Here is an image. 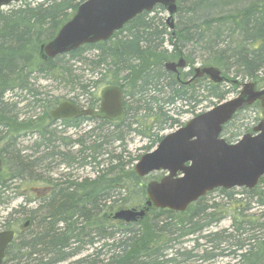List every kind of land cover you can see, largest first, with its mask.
I'll return each instance as SVG.
<instances>
[{
  "label": "trees",
  "instance_id": "16d2710c",
  "mask_svg": "<svg viewBox=\"0 0 264 264\" xmlns=\"http://www.w3.org/2000/svg\"><path fill=\"white\" fill-rule=\"evenodd\" d=\"M84 1H23L0 12V141L7 140L0 147L4 163V169L0 173V205L11 201L6 198L5 193L11 191L15 183L47 181L37 171L38 164L43 167L45 162L41 160L42 155L36 157L15 148V138L20 136L21 131H29L30 126H26V118L20 119V114L16 113V104L10 106L5 102L7 93L15 90L29 94L32 103L42 101L36 98L38 93H32L34 79H37L35 75L47 74L54 78L57 77L55 75L61 76L73 87H80L83 92L97 84H101L103 88L121 87L124 93L123 119L119 122L99 121L117 128L130 114L132 105H135V112L147 118L145 121L149 134L142 135L150 138V144L145 147L150 152L163 138L160 131L165 125L162 124L172 120L167 113L170 110L166 108L188 101L191 104L194 102L193 106L197 105L202 101L197 98L203 97L197 91L207 92L205 97L216 99L217 103L224 101L229 93L222 84H214L206 77L186 84L194 76L192 67L196 62L201 67H218L225 81L233 83L236 79H249L257 85L256 80L264 71V0H178L175 28L172 30L167 31L162 18L157 14L151 15L155 8L163 10L162 6H156L151 12H143L133 18L108 41L84 45L68 54L43 59L40 55L41 45L56 37L61 27L73 17ZM165 45H169L170 49ZM181 56L185 58L187 67L192 69L185 74L180 72L179 81L175 74L165 71L164 64L177 61ZM70 61L89 63L90 77L95 76L96 80L74 76L73 65L67 66ZM203 80H207V87L205 85L196 90L198 83ZM99 101V98H95L87 106L94 108ZM59 103L50 105L49 111ZM63 122L76 124L79 119ZM4 129V135L1 136ZM36 129L49 144L51 140L47 137L49 133L45 123ZM96 147L100 148L101 144ZM44 156L47 157L46 154ZM109 159L107 167L100 170L94 179L65 181L52 199L47 202L41 199L36 210H26L25 218H13L7 222L4 228L13 230L18 228L20 222L35 217V229L33 227V230L29 229L15 238L6 250L7 259L17 264H29L22 260L23 257L32 256V252L26 248L28 244L43 247L39 253L33 252L38 257L34 259L37 264L47 258L46 251L52 248L54 257L58 256L55 260L64 258V251L70 240L82 244L85 230L92 228L95 220L97 240L110 239L119 233L125 238L110 246L106 244L113 251L110 257L100 260V256L96 254L95 260H86L89 264H176L179 255L205 260L207 257L194 253L196 248L175 250L174 257L168 258V252L172 250L171 242L202 229L200 220L203 218L194 221V217L199 215L195 214L190 220L183 221L177 220L178 216L172 212L158 211L167 215V218L162 219L159 216L161 214L152 208L148 215L154 214V217L147 215L140 222L143 229L132 223L112 221L110 225L105 209L93 212L95 206L91 204V200L101 195L104 199L108 198V190H114L116 186L127 187L130 193L140 196L139 200L129 204L131 208L140 209L146 200L147 182L143 183V178L137 176L134 167L127 170L126 164L121 163L118 158ZM260 184L264 187V177L261 178L258 189ZM256 190L248 193L257 195L259 204L264 205V199ZM63 191L66 192V198L73 199L61 204L58 198ZM143 197L144 201L141 202ZM217 235L219 236L209 234L205 238L212 244L216 241L213 237H218ZM87 236L92 238L90 233ZM230 237L232 236H226L224 241ZM250 240L251 236L244 242H238L232 255L241 257L247 264H264V242L253 250L247 243ZM215 245H211L212 249L217 248V244ZM247 249L248 254H244L242 250ZM79 251L80 248L72 252L75 254Z\"/></svg>",
  "mask_w": 264,
  "mask_h": 264
},
{
  "label": "rangeland",
  "instance_id": "374dc122",
  "mask_svg": "<svg viewBox=\"0 0 264 264\" xmlns=\"http://www.w3.org/2000/svg\"><path fill=\"white\" fill-rule=\"evenodd\" d=\"M23 1L35 2L42 0H22V2ZM13 5H15V3L10 4V6L6 7L4 10L11 8ZM155 14L162 18L164 27L169 31L170 29L166 24L168 12L164 8L163 10L155 8L154 11L151 12V15ZM165 47L170 49L169 45H165ZM68 65H73L72 69L74 76H80L82 79L91 78L96 80L95 76L90 77L91 65L89 63L84 64L70 61L67 66ZM198 66L201 65L196 62L192 68ZM192 68L187 67L182 71L183 74L189 72ZM35 76L37 79H34L35 83L32 85V93H38L36 98H40L42 101L32 103V97L29 94L25 92L20 93L19 90H15L7 93L5 102L10 106L16 104V113L20 114V119L26 118V126H30V128H28L29 131H21L19 133L20 136L15 138L17 148L31 154L33 153L32 149L34 151L36 150V145L43 144L45 141H43L38 134L36 128L44 123L47 133L51 135L54 134L53 137L58 138L57 142L58 146H60L58 150L62 152L61 156H66L65 158L71 166H68V162L64 164L58 163L53 159L46 160L42 170H40V174L45 180L49 179L53 182L57 180L59 183L65 181L81 182L84 179L92 180L98 175L100 170L107 167L109 158H118L121 163L126 164L125 169L128 170L134 167L137 159L139 160L148 152L145 147L150 144V138L142 135L149 134L145 121L147 118H143L141 113L135 112V105H132L130 114L126 116L123 123L117 128L102 124L100 121L92 118L85 120L79 119V122L76 124L72 122L64 123L63 121L52 123L48 117H45L49 112L48 108L50 105L69 100L79 107L86 108L90 101L95 98L100 99V92L103 87L101 84H97L83 92L80 87H73L70 83L63 80L61 76L55 75L57 76L55 78L47 74ZM258 78L259 79L256 80L257 85L256 83L255 85L258 89H261L264 87V71ZM206 79L209 80L208 78ZM207 80L200 81L196 90L203 88V86L207 84ZM236 81L233 83L232 81H225L224 79L223 82L219 83V85L222 84L221 86L229 92L225 96L224 101L237 97L244 83L249 81L254 82L249 79H236ZM197 92L203 96L201 97L198 95L200 97L197 99H201L202 101L197 105L195 104L193 106L192 104H194V102L191 104L188 101L187 103L178 102L175 107L170 106L166 108L170 110L167 113L172 120H168L162 124V126H165L160 131V136L164 137L176 131L197 114L203 113L218 104L216 99H208L205 97L207 92ZM23 98L24 101H21ZM239 111V113L237 112L238 114L236 113L237 115L235 114L236 116L234 115V119L225 125L221 134L222 137L229 142L237 141L244 133H253L254 127L264 118V111L259 102H255ZM145 115L147 117V114ZM4 132L5 129L2 131L1 136L4 135ZM53 137L51 136L50 140ZM6 142L7 140L0 141L1 146ZM99 144H101V147L97 148L96 146ZM155 148L156 146L153 149ZM129 162L130 164H128ZM165 174L166 172L164 171L153 172L143 178V183L160 180ZM31 183L32 182L27 184L21 182L15 183L12 185L11 191L5 193L6 198L11 199V201L0 205L1 227L7 222H10L13 218H25L27 216L25 214L26 210H36L39 204H41V200H33L34 195L30 194V188L32 186L42 188L46 185L45 181L34 182V184ZM258 186L259 184L257 187ZM257 187L254 189H257L256 192H259L262 199H264L263 184H260L259 189ZM248 191L250 190L246 188H233L230 190L216 189L197 202L192 203L185 212H173V214L178 216L177 220L183 221L190 220L195 214L199 215L198 217H194V221L198 218H203L200 220V224L203 225V227L193 235L186 234V236L179 237L171 242L172 250L168 252V258L174 257L175 250L187 251L196 248L194 253L199 256L203 255L207 257L205 260H201L198 257L185 258L179 255L176 264H247L246 260H241V257L232 255L231 252L237 249L236 244H238V242H244L251 236L252 240L247 243H249L251 249L254 250L255 247L264 242V226L262 227V223H264V205L259 204V197L257 195H252L248 193ZM108 193V198H106L108 200L104 203L102 202L103 209H105L104 212L107 215L114 214L120 208H131L129 204L139 200L140 197L135 196L132 192L130 193L129 189L123 186H116L114 190L109 189ZM28 199L31 200L27 201ZM143 201L144 197L141 202ZM158 214L160 213L158 212ZM148 216L154 217V214H149ZM159 216H161L162 219L167 218L166 214H161ZM113 222L116 223L119 221ZM140 222L136 223V225L138 224V228H143ZM33 229H35V225ZM209 234H219V236L217 235L218 237H213L216 241L212 242V244L205 238V236ZM228 235L232 237L224 241V238ZM123 238L125 237L119 233L114 236V241L117 242ZM111 241L112 240H100L97 241L95 245L86 248L83 246L78 253L73 254L61 264H83L85 263L82 262L83 260H95L96 252L101 246L106 244L110 246ZM215 244H217V248L212 249L211 245ZM71 248H73V245ZM247 251L248 249L246 251L242 250L244 254H248L249 251ZM19 255H21V253ZM35 258L38 257L33 255L28 258L23 257L22 260L29 264H37L38 262L34 260ZM99 258L100 260L104 259V257ZM48 260V258L43 259L44 262Z\"/></svg>",
  "mask_w": 264,
  "mask_h": 264
},
{
  "label": "water",
  "instance_id": "95a60500",
  "mask_svg": "<svg viewBox=\"0 0 264 264\" xmlns=\"http://www.w3.org/2000/svg\"><path fill=\"white\" fill-rule=\"evenodd\" d=\"M22 0H0V12L12 3ZM178 0H85L73 17L65 23L56 37L40 47L43 59L75 51L78 48L108 41L115 32L143 12H151L157 5L167 12L166 24L175 28ZM187 62L181 56L177 62L164 64L166 72L174 73L180 80L179 70H185ZM194 76L187 82L206 76L214 84L223 82L218 67H196ZM123 90L119 86H106L100 93L98 108H80L70 101L58 104L50 113L52 121L80 117H92L119 121L125 113ZM259 102L264 111V87L257 89L254 82L244 83L238 96L190 119L185 125L165 135L157 147L143 155L134 166L140 178L153 172L164 171L159 181L146 184V200L140 208H121L113 219L135 223L147 216L152 209H168L184 212L187 207L208 192L222 188L254 189L264 176V118L254 127L253 133H245L235 143H228L220 135L223 126L241 109ZM3 161L0 157V173ZM30 225L25 220L22 231ZM14 238V230L0 231V264Z\"/></svg>",
  "mask_w": 264,
  "mask_h": 264
},
{
  "label": "bare ground",
  "instance_id": "6f19581e",
  "mask_svg": "<svg viewBox=\"0 0 264 264\" xmlns=\"http://www.w3.org/2000/svg\"><path fill=\"white\" fill-rule=\"evenodd\" d=\"M51 134H49V135H47V137L48 138H50L51 136H50ZM54 136V134H52V137ZM57 140H58V138H56V137H53L52 139H51V142L48 144L45 140H43V141H45V142H43V144H38V145H36V150L34 151L33 149H32V152L33 153H31V154H33L34 156H36V157H40L41 155V157H42V159L41 160H48V159H53L54 161H57L58 163H64V164H66L67 162H68V160L65 158L66 156H61L62 155V152L61 151H59L58 150V148L60 147V146H58V142H57ZM57 144V145H56ZM15 148L16 149H18L19 150V148H17V146H15ZM20 150H22V149H20ZM19 150V151H20ZM23 151V150H22ZM22 151H20V152H22ZM85 152V151H84ZM23 153H25V154H29V153H26V152H24L23 151ZM47 155V157H45L44 155ZM88 156V155H87ZM108 161L110 162V159H108ZM108 162V163H109ZM45 163V162H44ZM44 163H43V165H44ZM39 166H41L40 164H38V169H37V171H39L40 172V170H42V166L41 167H39ZM68 166H71L70 165V163L68 162ZM99 174V173H98ZM64 190V189H63ZM61 192V191H60ZM65 194H66V192H64L63 191V193H62V195L58 198V200L61 202V204H63L64 202H68L69 200H72L73 198H70V197H65ZM108 199H105L104 200V197L101 195V196H98V197H96V198H93L91 201H92V203L91 204H93L95 207V209H93V212H95V211H102V210H104L103 209V203L105 202V201H107ZM103 202V203H102ZM61 224H63V221L61 222ZM91 235H92V238H85L84 240H83V243L82 244H84V246L85 247H89L90 245H91V243H92V241H93V236L94 237H96V235H97V228H96V225H95V220H93V224H92V228H90V230L88 231ZM124 236V235H123ZM124 239V238H123ZM104 240H107V241H110V240H112L111 241V244H114V243H117V242H115L114 240V237L113 238H110V239H102V241H104ZM97 241H100V240H97L96 239V241H95V244L97 243ZM120 241V240H119ZM94 244V245H95ZM28 250H30L31 252H32V254H33V252H36V253H39L40 252V248H43V247H40V246H35V245H31V244H28L27 245V247H26ZM77 248V247H76ZM76 248H73V249H68V247H66L65 248V251H64V253H66L65 255H64V258H61V259H59V260H55L54 258H56V257H58V256H56V257H54V254H52V252L54 251L53 250V248L52 249H50V250H48V249H45V250H48V251H46V256L45 257H47L49 260L47 261V262H44L43 260H42V263H40V264H61V263H63L64 261H66L68 258H70L72 255H73V252L72 251H74V249H76ZM72 250V251H71ZM112 252L113 251H111V248L110 247H107V245H104V246H101V248L96 252V254L97 255H99L100 257H110L111 256V254H112ZM34 255V254H33ZM32 255V256H33ZM43 255V254H42ZM83 264H89L87 261L85 262V263H83ZM93 264V263H92Z\"/></svg>",
  "mask_w": 264,
  "mask_h": 264
},
{
  "label": "flooded vegetation",
  "instance_id": "af4514ba",
  "mask_svg": "<svg viewBox=\"0 0 264 264\" xmlns=\"http://www.w3.org/2000/svg\"><path fill=\"white\" fill-rule=\"evenodd\" d=\"M75 104V103H74ZM99 105H100V102L98 103V105L96 106V107H94V109H96V108H98L99 107ZM58 106V104L55 106V107H57ZM54 107V108H55ZM54 108H52L49 112H48V119H50V117H49V113L54 109ZM124 117V116H123ZM123 117H122V119H123ZM83 118H88V117H80V118H71V119H61V120H57V121H52L51 119H50V122H52V123H55V122H59V121H63V120H69V121H72L73 119H83ZM121 119V120H122ZM96 120H106V119H96ZM109 121V120H108ZM120 121V120H119ZM119 121H110V122H119ZM0 147H1V144H0ZM0 157H1V154H0ZM1 159H2V157H1ZM2 161H3V159H2ZM3 169H4V163H3ZM49 179H47V181H45V186H43L42 188H38V187H34V186H32L31 188H30V194H33L34 195V198H33V200L34 201H38V200H41V199H44L46 202L47 201H49L50 199H52V197L54 196V194L55 193H57V190L60 188V187H63V184L60 182H58L57 180H54V182L52 181V180H49ZM31 184H34V183H31ZM54 185H57V187H55ZM252 190H254V189H252ZM157 211H159V212H163V211H169V212H172V211H170V210H168V209H158ZM160 214H163V213H160ZM168 214V213H167ZM107 218H108V223H110V225H112V221H113V214H110V215H107ZM35 217H33L32 219L31 218H29V219H27V220H30V225H29V227L26 229V230H24V231H22L21 229H20V225L22 224V222H20L19 224H18V228H15V229H13L14 230V238H13V240H12V242L15 240V238L17 237V236H19L20 234H24L25 232H27L29 229H32L33 227H34V225H35ZM60 227H62V224H60L59 225ZM4 230H6V228H4V225L1 227L0 226V231H4ZM33 230V229H32ZM90 229H86L85 230V238H88V231H89ZM29 234V233H28ZM91 237H92V235H91ZM95 241H96V237H94L93 236V241H92V243H91V245L90 246H92V245H94L95 244ZM12 242L10 243V244H12ZM10 244H9V246H10ZM73 245V248H76V249H78V248H81V247H83L84 246V244H78V243H75V241H73V239H71L70 240V242L68 243V249H73V248H71V246ZM8 246V247H9ZM7 247V248H8ZM84 248H86L85 246H84ZM7 250V249H6ZM86 261V260H85ZM84 261V262H85ZM3 264H17V263H15L14 261H9L8 259H7V257H6V252H5V257H4V262H3Z\"/></svg>",
  "mask_w": 264,
  "mask_h": 264
}]
</instances>
